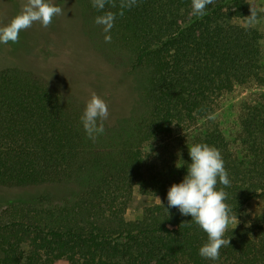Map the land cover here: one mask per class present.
<instances>
[{
    "label": "trees",
    "instance_id": "1",
    "mask_svg": "<svg viewBox=\"0 0 264 264\" xmlns=\"http://www.w3.org/2000/svg\"><path fill=\"white\" fill-rule=\"evenodd\" d=\"M79 2L102 14L91 0ZM116 3L103 11L117 13L111 43L143 76L141 107L108 116L95 141L80 119L87 101L63 76L23 61L0 70V189L38 191L11 197L0 212V264H264V209L229 228L230 245L211 260L199 255L207 234L167 202L197 143L221 153L230 186L217 189L233 215L264 197V91L243 101L235 147L209 119L238 87H264V33L235 22L251 6L257 18L264 10L253 0H214L199 17L192 0H137L120 16ZM27 34L9 42L15 53ZM177 131L188 136L178 176L146 174V147ZM135 190L161 202L128 219Z\"/></svg>",
    "mask_w": 264,
    "mask_h": 264
},
{
    "label": "rangeland",
    "instance_id": "2",
    "mask_svg": "<svg viewBox=\"0 0 264 264\" xmlns=\"http://www.w3.org/2000/svg\"><path fill=\"white\" fill-rule=\"evenodd\" d=\"M48 0L61 7L64 14L55 16L52 23L43 27L34 23L24 30L27 34V46L24 51L14 52L9 43H0V70L20 62L31 67H48L63 76L64 87L80 98L88 101L95 92L108 105L109 116L129 115L141 107V92L143 76L132 68L128 55L124 50L115 47L114 42L106 43L102 26L97 25L98 16L93 8L84 11L79 0H66L64 4ZM260 10H264V0H253ZM26 0H0V26L6 25L17 15ZM58 3V4H57ZM62 5V6H61ZM235 22L247 26V18L235 19ZM264 33V18H257L251 26ZM40 31L38 35L35 32ZM249 86V85H248ZM241 86L226 100L221 102L210 119L213 125H218L232 147L239 143L241 131L240 114L243 101L252 92H263V86ZM133 108V109H132ZM186 133L177 131L171 136H165L159 141L150 143L145 150L143 169L146 174H157L174 179L178 176L177 163L186 146ZM34 188L25 190H1L0 212L5 208L8 199L19 197L25 199L37 194ZM161 198L145 195L135 190L130 201L126 217L138 219L145 207L159 203ZM264 209V197L250 201L239 223H248L257 213ZM229 228H232L230 225Z\"/></svg>",
    "mask_w": 264,
    "mask_h": 264
},
{
    "label": "clouds",
    "instance_id": "3",
    "mask_svg": "<svg viewBox=\"0 0 264 264\" xmlns=\"http://www.w3.org/2000/svg\"><path fill=\"white\" fill-rule=\"evenodd\" d=\"M91 2L94 8L102 11L94 22L102 26L105 42L111 43L110 32L117 13L103 10L106 4L116 8V0ZM136 3L137 0H119L118 14L123 16L124 9H131ZM213 3L214 0H192L193 15L203 17L207 14L206 7ZM62 14L63 9L48 0H26L21 11L8 24L0 26V43H18L21 31L27 30L34 23L47 28L55 16ZM257 15V9L251 6L247 26L256 23ZM108 116L107 103L93 92L80 118L89 139L95 141L97 136L104 133V121ZM189 155L191 162L187 164V175L180 183H173L167 191L168 207L178 208L183 216H191L192 221L207 234V242L199 248V255L205 259L217 260L220 249L230 245V237L225 238L226 231L230 225L234 229L239 223L237 216L232 214V209L225 203L227 193L223 188L217 189L218 183L230 186V180L221 153L215 147L197 143L189 146ZM180 166L177 163V167Z\"/></svg>",
    "mask_w": 264,
    "mask_h": 264
}]
</instances>
